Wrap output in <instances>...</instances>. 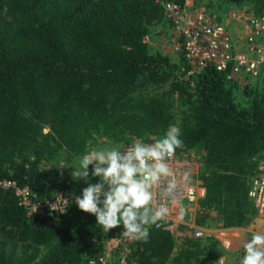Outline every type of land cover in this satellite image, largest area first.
Listing matches in <instances>:
<instances>
[{"label": "trees", "instance_id": "16d2710c", "mask_svg": "<svg viewBox=\"0 0 264 264\" xmlns=\"http://www.w3.org/2000/svg\"><path fill=\"white\" fill-rule=\"evenodd\" d=\"M205 1L0 0V182L27 189L35 203L58 193L69 199L66 214H42L0 187V264H88L105 236L121 238L122 225L104 233L94 215L79 210L73 197L87 182L70 179L71 170L99 143L151 142L145 134L162 136L171 124L183 140L175 155L195 153L201 165L207 196L197 222L249 224L256 213L249 183L264 159V72L241 91V82L211 68L198 72L182 53L173 60L151 45L172 32L168 3L205 7L223 22L229 3L243 0ZM248 2L250 15L264 17V0ZM218 252L210 237L153 226L131 258L205 264ZM243 255L242 248L229 264Z\"/></svg>", "mask_w": 264, "mask_h": 264}, {"label": "built area", "instance_id": "2783aa9c", "mask_svg": "<svg viewBox=\"0 0 264 264\" xmlns=\"http://www.w3.org/2000/svg\"><path fill=\"white\" fill-rule=\"evenodd\" d=\"M164 10L165 18L172 27L174 51L182 53L196 71L211 68L225 74L230 82H252L264 72V17L250 15L247 19L248 32L238 38L229 29L228 23L217 22L204 10H195L192 6L183 8L173 3L166 4ZM169 164L181 181L175 194L177 203L161 198L158 192V203L167 204L169 213L158 227H154L172 234L182 229L196 239L207 237L206 229L196 221L198 204L207 196L198 168L192 160L178 155ZM185 173L188 175L187 181H183ZM0 187L14 190L21 204L32 212L66 214L69 208V199L61 193L53 201L41 204L32 202L28 190L19 188L15 182L1 181ZM247 195L259 214H264V159L261 160L259 172L249 183ZM76 197H73L74 203ZM65 200L68 201L66 206ZM134 243V240L124 236L119 239L105 236L99 252L88 264H137L131 258Z\"/></svg>", "mask_w": 264, "mask_h": 264}, {"label": "clouds", "instance_id": "9594fccd", "mask_svg": "<svg viewBox=\"0 0 264 264\" xmlns=\"http://www.w3.org/2000/svg\"><path fill=\"white\" fill-rule=\"evenodd\" d=\"M145 135L151 142L133 138L127 146L88 151L78 158V167L71 173L73 180L87 182L82 196L75 198L79 210L94 215L104 233L122 225L125 238L140 242H147L150 229L158 227L169 213L167 204L158 203V192L161 198L177 203L175 194L181 181L169 161L183 147L181 128L176 124L169 125L162 136ZM90 175L99 181L92 183ZM187 179L185 173L183 181ZM243 250L239 264H264V234L253 232Z\"/></svg>", "mask_w": 264, "mask_h": 264}, {"label": "rangeland", "instance_id": "374dc122", "mask_svg": "<svg viewBox=\"0 0 264 264\" xmlns=\"http://www.w3.org/2000/svg\"><path fill=\"white\" fill-rule=\"evenodd\" d=\"M247 1V2H245ZM207 0L204 2L206 3ZM252 7V3L248 2V0H243L241 5L235 4L233 2L229 3L228 5V13L225 15L221 13L223 22L229 24V29L236 35V37L241 38L242 34H245L248 32V26H247V19L250 16L249 10ZM205 7H199V10H203ZM163 34V35H162ZM161 37H159L154 43L151 45L158 47L161 49V51L165 54H167L169 57H171L173 60H176L177 55L175 54L176 52L173 49V44H172V32L164 30V33H162ZM239 87L242 88L248 83H252L251 81H245L242 80L240 81ZM132 141V140H131ZM118 143L116 145L108 146L104 143H99V145L93 146L90 150L92 149H100V148H111L115 147L117 145H125L131 143ZM198 155L195 153L191 154V159L193 163L195 164L196 168L201 167L199 162H196L195 159L197 158ZM71 165H66V168H69ZM61 167V166H60ZM89 170L92 171V166H89ZM73 170H71L72 172ZM70 179L72 178V175L70 174ZM77 183H81V181L75 180ZM98 180L95 181L97 183ZM78 196V195H76ZM80 196V195H79ZM256 209V208H255ZM200 212H197L198 219L196 218V221L199 222L200 220ZM201 221V220H200ZM207 231V237H210L214 240H217L219 242V252L217 253L218 256L216 259H211V262L205 264H229L237 260L239 257V253L241 252L243 248V244L246 240L251 238V235L253 232H258L262 233L264 231V214H259L258 210H256L255 216H253L252 220L249 222L248 225L245 227L241 228H230V229H225L220 226L218 222L212 223L210 220L206 221L205 227ZM185 234H190L188 231L179 230V233L177 235L182 236ZM264 234V233H262ZM181 238L177 239V243H181ZM226 242H230V247H223V244ZM178 249V248H176Z\"/></svg>", "mask_w": 264, "mask_h": 264}, {"label": "crops", "instance_id": "0c3cea01", "mask_svg": "<svg viewBox=\"0 0 264 264\" xmlns=\"http://www.w3.org/2000/svg\"><path fill=\"white\" fill-rule=\"evenodd\" d=\"M233 229H235V228H233ZM259 233H260V231H258ZM262 233H264V231H262Z\"/></svg>", "mask_w": 264, "mask_h": 264}]
</instances>
